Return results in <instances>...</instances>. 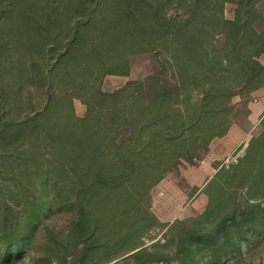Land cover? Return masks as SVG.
<instances>
[{"label": "trees", "instance_id": "obj_1", "mask_svg": "<svg viewBox=\"0 0 264 264\" xmlns=\"http://www.w3.org/2000/svg\"><path fill=\"white\" fill-rule=\"evenodd\" d=\"M263 56L264 0H0V162L23 166L42 191L25 221L0 196V264L23 261L52 201L74 214L54 248L59 264H89L113 232L126 230L119 244L157 224L148 213L131 218L181 160L201 159L227 134L232 100L264 87ZM142 57L153 64L145 77L102 90L106 76H128ZM259 157L264 174V147ZM263 226L260 204L236 202L211 232L183 224L175 253L160 259L195 264L199 249L218 263L235 237Z\"/></svg>", "mask_w": 264, "mask_h": 264}, {"label": "rangeland", "instance_id": "obj_2", "mask_svg": "<svg viewBox=\"0 0 264 264\" xmlns=\"http://www.w3.org/2000/svg\"><path fill=\"white\" fill-rule=\"evenodd\" d=\"M235 8L234 4H226L225 18L233 19ZM261 63L264 65V56ZM152 68L148 57L137 58L128 76H106L102 90L112 93L131 80L145 77ZM200 97L198 92H192V104ZM231 105L234 113L227 134L213 139L201 159L181 160L177 169L168 172L149 191L147 201L131 218L134 220L148 213L157 224L150 223L138 232L132 230V236L119 244L116 241L126 236V230L113 232L103 240L108 244L93 256L89 264H136L127 258L136 251L154 256V263L150 264H178L163 262L160 257L173 256L183 224L207 233L214 229L222 216L233 211L236 202L244 207L260 204L264 209V174H258L259 165L254 160L264 147V87L245 98H234ZM75 110L79 116L85 114L83 101H75ZM243 158L246 161L239 169L237 164ZM23 171V166L12 161L0 162V196L25 221L26 212L31 208L28 201L37 200L42 191L37 179L29 178ZM50 196L45 202L51 199ZM52 203L42 204L32 247L26 250L20 264H59L54 248L57 241L66 240L74 214L71 204ZM235 239L237 248L222 253L218 263L213 261L211 250L196 249L195 264H264V226L261 231L248 229L243 239Z\"/></svg>", "mask_w": 264, "mask_h": 264}]
</instances>
